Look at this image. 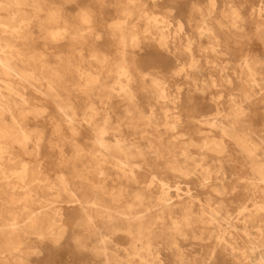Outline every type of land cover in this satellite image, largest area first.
I'll return each instance as SVG.
<instances>
[{"label":"bare ground","instance_id":"1","mask_svg":"<svg viewBox=\"0 0 264 264\" xmlns=\"http://www.w3.org/2000/svg\"><path fill=\"white\" fill-rule=\"evenodd\" d=\"M248 1L100 0L112 10L88 6L72 18L59 2L51 8L54 0H0V264H34L44 245L61 248L66 233L79 227L94 237L78 247L92 249L90 260L100 264H264V116L259 131L254 122L257 107L264 110V0ZM174 9L177 26H171ZM103 39L119 44L113 62L98 51ZM38 41L69 43L70 56L81 63L68 58L65 66H51L45 51L32 54L30 44ZM145 47L168 59L157 72L165 68L172 75L154 76L143 86L151 111L140 118L147 124L142 137L148 139L161 106L167 129H178L175 149L173 142L162 149L131 140V109L114 111L124 102L141 111L134 84L137 75H150L139 58ZM201 56L211 65L209 76L187 81V96L203 108L212 103L215 112L188 116L208 126L199 129L204 134L198 141L183 114L173 111L185 104L183 92L170 91L168 82L183 72H202ZM69 73L76 74L71 89ZM102 86L107 93H100ZM210 87L221 90L208 97ZM65 88L82 99L58 93ZM228 96L225 111L222 97ZM52 97L69 131L70 157L93 163L98 180L85 169L86 188L70 184L62 171L48 179L40 156L47 134L38 123L46 121ZM160 156L164 166L156 162ZM226 163L233 164L230 174H238L234 181H228ZM172 173L197 176L204 197L178 180L172 185ZM109 180L118 187L109 188ZM128 182L140 190L122 207ZM121 235L129 242H119ZM192 250L203 252L194 257Z\"/></svg>","mask_w":264,"mask_h":264},{"label":"rangeland","instance_id":"2","mask_svg":"<svg viewBox=\"0 0 264 264\" xmlns=\"http://www.w3.org/2000/svg\"><path fill=\"white\" fill-rule=\"evenodd\" d=\"M56 3H54L52 7H55L58 2L62 4V7L64 11L67 12V14L70 17H75L77 13L86 7H90L93 10H100L104 9L105 11H110L112 10L111 6L104 5V7L101 6L100 0H54ZM109 0H106L108 2ZM251 1V0H250ZM248 1V2H250ZM253 1V0H252ZM107 4V3H106ZM178 10H173L170 12L171 14V19L172 23L171 26H177V15H178ZM162 14H169V10L167 9H162L160 11ZM44 16V15H43ZM105 16H109L106 15ZM141 25L142 22L140 23ZM184 25L188 26V24L184 21ZM100 26V25H99ZM101 26H105V24H101ZM105 36V34H104ZM104 40V39H103ZM90 45L93 43L90 42ZM78 45V44H76ZM116 45H119L118 42H112L108 43L107 41L104 40L101 44L97 45L98 46V51L104 50L105 52L108 53V59L110 62H113L115 59V51H116ZM30 49L33 51L32 54H38L42 53V51H45L46 59L48 63L51 66L54 67H62L66 65V60L68 58L72 59V62L76 65L78 63H81L80 58H73L70 56V52L72 48L69 46V43H54V42H43V41H38L30 44ZM145 50L142 51L139 55V58L141 60V69L146 72H150V75H147L146 78L142 77V75H137L135 84H134V90H136L139 100L141 103V111L138 112V110H134V108L130 105L129 107L127 106V102L118 104L115 103L113 107H115L116 110L118 111V114H123L125 111L128 109H131V113L133 114V118H129L128 122L130 121V125L126 128V135L128 138L131 140H136L140 141L141 144L148 145V143H154L158 144L159 148L165 149V146L169 143H174L173 146L174 149L176 148L175 144L178 142L176 140L174 133L178 131V129L173 130V132L167 129L166 123H165V109L159 107L157 105L156 107V112L154 113V116L156 118V122L152 123L150 125V132L149 136H146L145 139L143 138V134L146 133L143 132L144 129H146V123L143 119H140L141 117H146L150 115V108L147 106L148 100L146 96H144V91L146 90L144 87L148 86L151 82L152 77L154 76H163L162 78H168L172 74L165 72V68L163 69V74L158 73V65L161 64V62H166L165 57L161 55H157L156 53H153L150 51L148 47L144 48ZM129 51V57L133 54L131 52V49H128ZM59 55V56H56ZM185 57H181L180 59H184ZM232 61H235L236 58L232 55ZM186 60V59H185ZM200 67L202 72H194L190 71L188 74L183 72L179 76H177V79H171L169 80V90L170 91H182L183 95L185 96V104L183 106H180L177 109H173V111H180V113L183 114V118L185 120V123H187V126H190L191 134L192 137H194L196 140L201 141L202 135L199 133V129L205 130L208 128L206 125H201L200 127L198 125V122L196 120H192L189 117L193 116H198L199 114H203L205 112L213 114L215 112V106L212 105V103H209L207 107H202L197 105V100L193 96L191 99H189L190 96L187 92V87H189V84H186L187 81H190L191 78L195 77L199 79V82L206 79L209 76V70L211 68V65L205 61V58L201 56V61H200ZM189 69V65L186 66ZM76 74H66L65 79H66V85L69 86V89H71L74 85V78ZM103 76H108L106 74H103ZM114 76V75H113ZM112 76V77H113ZM108 77H111V74H109ZM207 82V81H206ZM144 86V87H143ZM211 88V89H210ZM208 89V97L210 96L211 93L213 92H218L221 90V88L218 87V89H214L213 87H210ZM68 88L65 89H60L58 93L62 94L65 96L68 93H73V97L75 100H80L82 99V95L80 93H77V91H70ZM144 89V90H143ZM179 89V90H178ZM212 90V91H211ZM100 93L105 94L108 91V88L105 86H102V89L99 90ZM240 90L238 89H233V93H239ZM33 95L39 94L38 92L31 90ZM97 93L98 91H94L93 93ZM91 93V92H90ZM92 98L96 101V105H100V97L95 95H92ZM229 98L228 97H222V102L223 105H221V108L225 111L230 110L229 102L227 101ZM210 102V101H209ZM49 111L47 114L46 121L45 120H40L38 125H40L41 128H43L46 131L47 138L44 139L41 143L40 147V156L41 159L45 162L47 165V170L49 172L48 179L50 182H53L55 180V177L53 176V173H57L59 171H62L65 173V178L70 182V184L76 183L75 187L76 188H86L88 185L84 183V175L82 172L85 169H89L90 171V177L93 180H98L93 176V163L89 162L87 159L84 157H76V158H71L70 155L72 153L73 147L70 145L69 139L66 138L67 135H69V131L67 129L66 124L62 120V115L59 113L57 107L54 104V98L49 99ZM112 107V109H114ZM133 111V112H132ZM264 110L261 107H257V118L255 119V130L259 131L262 128V118L264 116ZM116 113V112H115ZM194 122V124H193ZM60 123L62 128L61 130L57 131L56 129V124ZM180 129V128H179ZM66 135V136H65ZM173 135V136H172ZM257 139L258 136L256 137ZM163 142V146H162ZM83 143L79 144V147ZM192 152L197 154V149L192 148ZM63 153V154H62ZM65 155V157H64ZM153 159V157H152ZM155 159V156H154ZM157 163H159L160 166H164L166 164V159L160 156L158 160H156ZM244 160L243 158H240L235 164V166L238 168L237 173L241 174L243 171V164ZM233 164L231 163H226V170H227V176H228V181H234V178L238 176V174H230L231 171V166ZM170 179L172 181V185H175L174 181H180V187L181 188H193V190L197 193H199V197H204V193H201V187L198 185V177L197 176H191V177H179L176 174H170ZM109 182V188H116L118 185H115L114 182L108 181ZM241 186L245 185V181L240 182ZM124 193L126 194V198L120 202V206L125 207L127 202L130 201V198L132 197L131 194H134L136 190H140V188H133V186L128 182L125 186ZM175 188V186L173 187ZM200 191V192H199ZM174 192V191H173ZM196 209H198V203L195 206ZM77 231H69L66 233L65 238L61 241V248L54 247L51 244H47L44 246H47L46 252H43L38 258H34L35 263L34 264H100L99 261L97 260H90L92 259V249L89 248H81L78 247V244L80 242H86V243H92V240L90 238L85 239L84 237H94L93 234L86 233L82 229ZM79 235L82 239L80 241H77L74 239V236ZM165 237L166 235H162ZM119 238V237H118ZM121 243H127L129 242V238L125 235H121V237L118 240ZM189 241H181V243H188ZM120 251H123L120 249ZM189 253L192 252V256L194 257H200L201 253L203 252L202 250H192L188 251Z\"/></svg>","mask_w":264,"mask_h":264}]
</instances>
